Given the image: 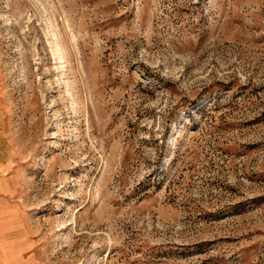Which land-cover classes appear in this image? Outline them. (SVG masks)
I'll return each mask as SVG.
<instances>
[{
	"label": "rangeland",
	"instance_id": "rangeland-1",
	"mask_svg": "<svg viewBox=\"0 0 264 264\" xmlns=\"http://www.w3.org/2000/svg\"><path fill=\"white\" fill-rule=\"evenodd\" d=\"M0 264H264V0H0Z\"/></svg>",
	"mask_w": 264,
	"mask_h": 264
}]
</instances>
